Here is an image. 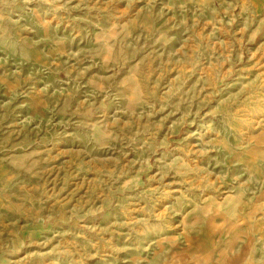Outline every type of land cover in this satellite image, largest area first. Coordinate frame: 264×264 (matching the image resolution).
<instances>
[{"label":"rangeland","instance_id":"obj_1","mask_svg":"<svg viewBox=\"0 0 264 264\" xmlns=\"http://www.w3.org/2000/svg\"><path fill=\"white\" fill-rule=\"evenodd\" d=\"M0 264H264V0H0Z\"/></svg>","mask_w":264,"mask_h":264}]
</instances>
